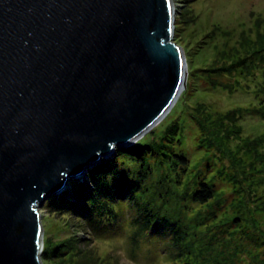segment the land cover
Segmentation results:
<instances>
[{"label": "rangeland", "instance_id": "obj_1", "mask_svg": "<svg viewBox=\"0 0 264 264\" xmlns=\"http://www.w3.org/2000/svg\"><path fill=\"white\" fill-rule=\"evenodd\" d=\"M172 2L186 86L132 144L148 151L140 177L136 162L114 156L128 186L91 207L76 195L92 189L86 173L39 209L43 264H264V54L228 68L249 53L244 35L264 45V0ZM232 110L242 113L236 129ZM202 182L214 189L206 205L192 199Z\"/></svg>", "mask_w": 264, "mask_h": 264}, {"label": "water", "instance_id": "obj_2", "mask_svg": "<svg viewBox=\"0 0 264 264\" xmlns=\"http://www.w3.org/2000/svg\"><path fill=\"white\" fill-rule=\"evenodd\" d=\"M172 0H0V264H43L39 209L171 110Z\"/></svg>", "mask_w": 264, "mask_h": 264}, {"label": "trees", "instance_id": "obj_3", "mask_svg": "<svg viewBox=\"0 0 264 264\" xmlns=\"http://www.w3.org/2000/svg\"><path fill=\"white\" fill-rule=\"evenodd\" d=\"M259 38L260 37H258L256 41H253L251 40V38L247 37L246 35L243 36V38L240 40V43L238 42L239 43L238 45L240 48L249 47V53H247V55L245 56L246 58L244 59L240 60L239 58L238 60H233V62H231L230 65H228V68H230L231 71L237 67H241L244 64H246L247 59H249L252 62V57L253 56L256 57V55H258V54L254 55L255 54L254 52L260 51V55L264 54V45L256 46V43L257 44L262 43V41L259 40ZM234 53L236 54L235 51ZM231 55L230 57L232 58L236 57V55L234 54H231ZM233 84H236V83H233ZM235 90H236L235 88H232V92ZM241 118H242V113H240V110H232L227 114V116H225V119H227V121L229 122V126L235 129L238 127L237 123L238 121L241 120ZM223 134L225 135V132L221 131L217 133L215 136H218V137L220 136L221 138ZM234 134H237V133H234ZM147 153H148L147 148L145 147L143 148L142 146H133L127 149L118 148L117 154H116V160L120 159L123 156V157H127L131 159L133 162H136L137 165L140 166V173H139V177H140V175H142V171L145 166V162H146L145 156ZM175 158L177 159L178 164L181 165L182 167L188 165V159L186 157L182 155H175ZM108 168H110L111 171H109ZM104 173H107L109 177L112 176V178L110 177V181L109 179L105 178ZM87 177L89 178V181H91L92 189H90L86 184L82 183L79 190H76V195L80 197V199H83V201L88 206L92 204V200L94 201L93 204H98L99 203L98 198L100 199L101 197L103 198L105 196L107 198L109 195L111 196L110 193L112 192L113 189L124 188L125 186H128L130 184L128 183L126 179L121 177V172L119 171L118 165L116 164L115 161H113V163H109V161H107L105 163H101L96 168H91L87 172ZM138 185H139L138 187H140L139 183ZM213 198H214V189L213 187L209 186L206 182H202L199 185L198 190H196L194 192V195L192 196L193 201L199 205H206ZM79 210H83V209H79ZM75 211L77 213L79 212L77 210Z\"/></svg>", "mask_w": 264, "mask_h": 264}, {"label": "bare ground", "instance_id": "obj_4", "mask_svg": "<svg viewBox=\"0 0 264 264\" xmlns=\"http://www.w3.org/2000/svg\"><path fill=\"white\" fill-rule=\"evenodd\" d=\"M150 130H151V129H149L148 131H150ZM148 131H147V132H148Z\"/></svg>", "mask_w": 264, "mask_h": 264}]
</instances>
